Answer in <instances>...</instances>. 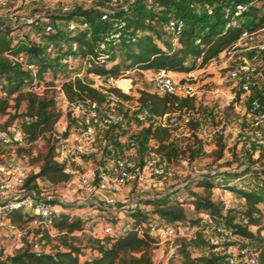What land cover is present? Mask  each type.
Listing matches in <instances>:
<instances>
[{"label":"rangeland","instance_id":"obj_1","mask_svg":"<svg viewBox=\"0 0 264 264\" xmlns=\"http://www.w3.org/2000/svg\"><path fill=\"white\" fill-rule=\"evenodd\" d=\"M180 8L187 10L186 24H190L195 19L197 30L203 29L204 24L202 20H196L197 16H203L204 10L208 5L216 6L217 8L231 3L233 0H174ZM254 4L260 5L257 18L252 16L244 18L246 21H258L259 15L264 14V0H252ZM193 3L194 10H189V4ZM135 3H143L148 11L145 17L140 19L142 27L134 28L135 25L127 19L131 9ZM73 6L75 9H86L89 16H81L91 21L92 26L88 37L94 43L98 35L93 32L94 28H101L99 25L100 15L106 8L112 10V14L117 13V16H122L126 21L123 25L125 30L124 39L116 45V50L119 53L118 58H124V50L127 49V42L125 38H129L135 32L139 34L143 32L152 33L156 41L166 46L167 48H175L178 44L172 40V32L166 27L167 12H162V5L155 0H118L115 4H108L106 0H35L23 2L22 0H10L6 7H0V27H5L8 24V14L10 12H22L36 18V23L27 25L23 30L26 37L31 40H46L48 38L54 39L57 46L61 44V40H66L59 32H65L64 26L60 25L57 19L64 18L65 13L61 11L63 5ZM127 6V9L122 8V5ZM172 13L174 8L170 10ZM154 14V17L151 15ZM193 15V18L190 17ZM188 16V17H187ZM78 19L80 16H73ZM45 20L50 21L54 25V31L50 34H43L39 32V25ZM92 29V30H91ZM36 32L38 37L31 35L30 31ZM136 30V31H135ZM38 31V32H37ZM102 32H99V34ZM61 39V40H60ZM69 44L66 40L65 45ZM248 44H240L234 52L232 57L236 58L241 54L251 56L253 62L257 66L256 72L252 75L249 90L243 92L229 74V68L234 61L229 60L230 53L227 50L222 51L218 56L211 59L203 67L189 72H176L172 73L174 80L179 82L184 79L187 83L194 87L195 93V107L189 113V120H179L177 123H169L168 141L174 146L178 154L170 161V167L174 169L176 175L171 181L165 182L160 186L143 185L141 188L136 189V180L132 179L127 185L122 187L117 193L119 195L118 202L114 206H105L93 208L95 205L91 199L93 196L80 195L74 192L73 182L69 179L59 184H52L46 178H39L42 182L49 184V195L52 196L51 204L57 211V215L65 213L71 218H79L85 223V231L76 230L74 235L78 238L75 242L84 246L89 237H101L104 235V224L106 222L123 223L126 217H129V211L138 209L141 213H145L146 217H151L153 206L146 204L147 201L153 198L177 196L182 199L187 196L185 190L182 188L193 177L199 176L202 173H211L217 176L216 182H225L226 174L237 171L239 169L255 170L254 167L264 165V148H261L253 140L254 126L251 123L248 114V103L251 98L259 97L264 101V51L257 53L251 49H247ZM54 54H48L47 57L53 59ZM79 64L73 63L71 66L65 65L63 71L59 75L53 72L49 76L57 79L58 82L65 80H73L77 78L76 75ZM51 69V68H47ZM46 69V70H47ZM122 70H132L136 82V88H144L147 90H158L153 78L154 69L141 71L140 69L132 66L121 67ZM45 70V71H46ZM175 72V71H174ZM189 74V75H188ZM4 78V77H3ZM81 78L90 82L91 77L84 73ZM6 81L7 79L4 78ZM26 85L23 86L25 88ZM56 95V107L60 111V115L54 124L53 132H46L33 141H27L23 144H1L0 143V166L9 168L14 163H19L24 166L29 174L38 171L42 162V156L45 153L47 146L54 141L55 137L65 130L66 126L70 123L71 133H73V126L75 117L71 110L67 107L62 96L57 95V89L51 88L48 90ZM16 93H12L9 100L13 102V97ZM118 95V94H117ZM120 101L117 104L118 111L122 114V118L116 123L107 128L102 129L93 142V151L91 154L85 156V160L91 163V167L103 166L112 162L115 157H122L130 164L132 173H135L144 159L146 158L150 146L154 144L152 138H142L141 130L146 125L134 117V110L136 107L135 100H123L118 95ZM103 99V98H102ZM25 102L22 101L19 105V110H23ZM13 111L12 108H10ZM7 114L0 115V129L11 130L12 127L17 126L18 118L7 119ZM167 122L168 119H166ZM135 137L136 144L129 145L131 137ZM222 139L224 144L223 156L218 158L216 155V144L219 139ZM59 145V144H58ZM257 171V170H255ZM216 172H225V174H217ZM227 172V173H226ZM257 174V173H256ZM226 175V176H224ZM4 174L0 172V178ZM256 177L258 175H255ZM253 176L250 174L246 179L240 182L245 188H248V182L251 181ZM40 187L37 184L23 188V193L30 192ZM195 191H200V188H192ZM127 190L128 194L123 196L121 193ZM260 191H264V181L260 183ZM117 195V194H116ZM79 196V198H78ZM212 198L223 201L227 207L235 208L236 211H241L245 208L244 199L229 190H224L217 187L213 190ZM0 199H2L0 197ZM126 205L125 208H122ZM184 210L187 221L181 222L182 229L186 234V238H191L195 233V227L204 224L207 228L209 235H213V226L223 225L216 217L211 216L212 222L206 220L203 216L204 213H197L193 207L185 203ZM121 212L125 217H118L117 213ZM238 219L242 217L237 213ZM260 227H264V210L261 212ZM57 216V217H58ZM155 216V215H154ZM153 217V216H152ZM198 221V222H196ZM12 224L17 229H23L20 220L17 217L11 219ZM224 226V225H223ZM259 226L250 225L249 228L255 232ZM26 231H30L26 229ZM4 233L5 235H1ZM27 233V232H26ZM260 236L264 241V228L260 231ZM220 243L229 242V237L225 238V234L220 233L218 236ZM237 241H247L250 247L254 244L253 241L237 236ZM30 238L27 234L17 236L11 230H4L0 232V254L3 256L10 255L20 247L29 244ZM178 241H160L155 243L153 250V263L154 264H181V257L175 254L178 246ZM217 251V250H214ZM192 254L197 256L201 254L199 249H193ZM93 252L89 249H84L80 255V264H83L87 258L93 256ZM238 264H246L239 262Z\"/></svg>","mask_w":264,"mask_h":264},{"label":"trees","instance_id":"obj_2","mask_svg":"<svg viewBox=\"0 0 264 264\" xmlns=\"http://www.w3.org/2000/svg\"><path fill=\"white\" fill-rule=\"evenodd\" d=\"M155 1L162 5L163 13L167 12L166 20L168 14H173L183 17L186 21L185 16L188 11L180 8L174 0ZM192 7L189 4L188 9L194 10L195 8ZM172 8L175 10L173 13L170 11ZM206 8L203 16L196 17V20H202L205 23L203 29L197 30L195 19H193V22L189 25L186 24V27L179 32V43L175 48H167L159 44L152 33L143 32L134 41L127 43L129 47L124 50V58H118L119 53L116 50V45H112L105 51L104 57L89 71L119 73L124 71L121 67L125 65L136 67L141 71L165 67L172 71L189 72L203 67L222 51L230 49L244 27L253 28L264 22V14H261L258 21L250 20V22H247L244 19L240 26L223 28L219 14L221 8L216 7L215 16L208 15ZM259 10L260 5L252 4L245 10L244 18L250 16L257 18ZM131 11L127 15L130 24L133 23L135 29L142 27L140 19L148 14L145 5L143 3H135ZM89 12L86 9H75L65 13L66 15L64 16L66 17L57 20L61 26H64V20L75 15L89 16ZM113 15L117 16V13ZM151 15L154 17V14ZM190 17L193 18V15H190ZM89 22L92 26L91 21ZM99 25L101 28L93 29V32L96 31L95 33L98 37L100 35L99 32H103L110 24L100 19ZM64 30L65 32H61L58 29L55 32L63 35L69 43H76L80 55H85L94 50L95 42L92 43L88 37L90 28ZM9 34V24H6L3 28L0 27V78H6L9 92L16 94L13 97V102L9 98L0 96V115L7 114L6 121L17 117L19 122L17 126L24 131L25 140L31 142L46 132H53V127L60 115V111L56 107V98L53 92L46 90L43 95H39L23 88L24 85L30 83L31 76L19 63L13 62L6 53H18L20 51L29 53L39 65V78L43 76V72L47 68L53 69L55 67L59 54L55 53L54 58L51 59L47 57L48 54L42 44L27 39H19L13 42ZM195 37L199 38L198 43L194 42ZM66 40L60 41L61 44L58 46L57 52L62 50V43H65ZM198 57L200 58L199 60L197 59ZM62 88L69 100L84 96L102 99V93L99 90L80 78H75L72 81L65 80L62 82ZM114 92L120 95L123 100L132 99L136 101V105L148 107L158 117L167 112H189L195 107V98L189 95L160 92L158 90L152 91L136 87L130 93H123L117 89H114ZM22 101L25 102V106L23 110H19V105ZM70 129L71 125L69 123L59 138L55 137L54 141L47 146L38 171L28 174L24 187L32 185L35 187L37 180L41 177L46 178L52 184H59L70 179V175L63 171V164L56 160V150L59 141L61 138L70 135ZM169 130L168 124L150 123L142 128L141 137L144 139L147 137L152 138L154 144L150 146L149 151L160 154L170 165L169 162L177 156L178 152L167 139ZM223 150L224 144L220 138L217 141L215 150L218 158L223 156ZM216 173L225 174V172ZM250 174L255 176L259 172L255 170L249 171L248 168L230 172L226 174L227 176L224 175L226 176L225 182L220 184L216 182L217 176L214 174L202 173L193 177L182 186L187 194L184 198L180 199L177 196L153 198L147 201L146 204L153 206L152 216L157 215L165 223L187 221L184 210L185 203L190 204L197 213H208L216 217L233 234L253 241L252 247L256 248L258 252L257 264H264V241L259 234L264 228L260 227L261 212L264 210V191L253 190L251 186L252 179L247 183L249 185L248 188L240 184ZM217 187L240 195L245 201V208L241 211H236L235 208L227 207L223 201L214 200L212 194ZM192 188H200V191H195ZM237 213L246 217L247 223L242 224L236 221L238 218ZM129 214V217L135 223L147 221L152 217H146L145 213H141L138 209L130 210ZM9 216L11 219L17 217L21 225L31 219L30 214L23 215L19 211H13L9 213ZM57 216L55 226L59 233L54 237L48 238L52 247L50 252H35L31 249L30 241H28L29 244L20 247L10 255L3 256L0 254V264H80L79 257L83 254L84 249H89L94 255L87 258L83 264H154L153 250L157 241L147 230L144 231L142 236L138 235L134 227H131L116 236L89 237L87 243L81 246L75 242L78 238L74 235V231H82L85 228L84 221L76 217L71 218L65 213H60ZM250 225L259 227L253 232L249 228ZM30 232L31 230L25 234L28 236ZM178 243L175 254L181 257V264H225L223 255L219 251H214V246L209 244L201 233H197L191 238H181ZM193 249H199L201 254L194 256L192 254ZM167 264L173 263L168 262Z\"/></svg>","mask_w":264,"mask_h":264},{"label":"built area","instance_id":"obj_3","mask_svg":"<svg viewBox=\"0 0 264 264\" xmlns=\"http://www.w3.org/2000/svg\"><path fill=\"white\" fill-rule=\"evenodd\" d=\"M22 1L29 2L35 0ZM106 2L112 5L117 3L118 0H106ZM9 3L10 0H0V7H6ZM252 4H254L252 0H238L223 5L219 11L222 27L233 28L240 26L244 21L245 10ZM191 5L193 6V3ZM73 8V6L65 4L61 7V11L69 13ZM122 8L127 9V6L124 4ZM216 12L217 8L213 5L206 8V13L210 16H215ZM112 13V10L109 8H106L101 13L100 19L109 22L110 26L100 33L95 41L94 50L85 55L79 54L77 45L74 42L67 45L62 43V50L57 52L59 47L54 39L48 38L46 40L39 39L35 41L31 40V38L29 39L24 35L23 30L27 25L36 23V18L22 12H10L8 14V24L10 25L9 37L13 42L19 39H27L42 44L47 54H59L55 67L44 71L43 76L39 78V65L29 53L24 51L6 53L13 62L19 63L30 74L31 81L26 84L25 89L43 95L46 90L55 88L57 89V95L63 97L67 107L73 113L76 119L73 133L60 139L56 150V160L63 164V171L70 175L74 192L80 193L81 196L89 195L95 197V199H91V202L95 204L93 205L94 208L114 206L118 202L116 193L132 179L136 180V189H139L143 185H163L165 182L174 179L176 175V172L169 166L166 160L160 154L153 151L148 152L142 166L137 168L135 173L131 172L130 164L122 157H115L111 163L97 167H91V163L84 159L85 156L91 154L94 150L92 144L99 132L104 128L116 124L122 118V114L117 109L120 99L114 92V89L120 90L123 93H130L136 87L132 70H125L119 73L89 71L90 68L104 57L105 51L110 46L117 45L124 39L125 30L123 25L126 21L122 17L114 16ZM39 27V32L43 34H49L55 29L54 25L48 20L41 23ZM166 27L173 34V42L178 44L179 32L186 27V21L181 16L168 14ZM76 28H91V25L89 21L81 16L78 19L71 17L64 20V29L74 30ZM32 31H30L31 35L38 37L36 32ZM138 35L139 32L137 31L129 38H125V41L130 43ZM194 42L198 43L199 38L195 37ZM240 44H248L247 49H251L257 53L263 52L264 22L253 28L244 27L234 45L227 50L230 53L229 60L234 61L230 65L229 74L231 78L236 80L239 89L246 92L249 90L251 77L256 72L257 66L251 56L247 54H241L236 58L232 57V52ZM197 59L199 60L200 58L198 57ZM73 63L79 64L76 73L77 78L82 79L81 76L84 73L89 75L91 81L88 83L102 93L103 99L84 96L69 100L62 88V81L58 82L57 79L49 76L53 72L55 75L61 74L65 65L71 66ZM172 73L174 71L165 67L154 70L153 78L158 91L193 96L195 93L194 87L184 79L176 82ZM189 73L191 72L189 71ZM11 95L7 81L4 78H0V96L9 98ZM247 110L251 123L254 126L252 138L256 144L264 148V101L259 97L251 98ZM134 117L146 125L150 123L165 125L177 123L179 120L188 121L189 113L174 111L164 113L158 117L148 107L136 105ZM24 142L25 134L22 128L14 126L11 130L0 129L1 144L20 145ZM135 144L136 139L132 136L129 140V145L134 146ZM254 168L259 174L257 177L253 176L251 186L253 190L259 191L260 183L264 181V165ZM0 172L4 174L0 178V197L2 198L0 199V232L11 230L17 236L26 233L25 228L21 230L15 228L11 222L9 213L13 211L23 212L31 209L33 212L30 214V227L28 228L31 230L29 235L31 249L35 252H50L52 247L48 238L56 236L59 232L55 226L57 211L51 204L52 196L48 193L49 184L38 179L37 184H40L39 188L23 193L24 183L29 174V171L24 166L19 163H14L9 168L0 166ZM125 207L126 205L122 206V208ZM203 216L207 221L212 222L210 214L204 213ZM236 221L245 224L247 223V218L242 216L240 219L237 218ZM131 227H134L140 236L147 230L156 239L157 243L186 238L181 222L165 223L157 215L141 223H135L131 218L125 219L123 223L106 222L103 230L104 235L116 236L124 233ZM85 229L86 227L82 231H85ZM194 230L195 233L192 237L197 233H201L208 243L214 246V250L219 251L223 255L225 264H238L239 262L257 264L258 252L256 248L250 247L247 241H237L235 238L238 235L233 234L225 226L220 224L213 226V235H209L204 224H200ZM220 233L225 234V238L229 237V242L220 243L217 237Z\"/></svg>","mask_w":264,"mask_h":264},{"label":"crops","instance_id":"obj_4","mask_svg":"<svg viewBox=\"0 0 264 264\" xmlns=\"http://www.w3.org/2000/svg\"><path fill=\"white\" fill-rule=\"evenodd\" d=\"M146 71L147 70H151V69H145ZM178 73V71H175L174 73ZM117 195V197H119V195H118V193H116ZM123 196H126V194H128V191L127 190H124L122 193H121ZM93 208H94V206H93ZM33 212V210H31V209H28V210H26V211H23V212H21L23 215H25V214H31ZM117 216L118 217H125V215H123L121 212H119V213H117ZM127 218H130V217H126V219ZM118 222H120V221H118ZM22 226H23V228H25V229H28L29 227H30V220L28 221V222H26V223H23L22 224ZM27 232V231H26ZM1 235H5L4 233H2ZM28 238H30V236L28 235L27 236Z\"/></svg>","mask_w":264,"mask_h":264}]
</instances>
